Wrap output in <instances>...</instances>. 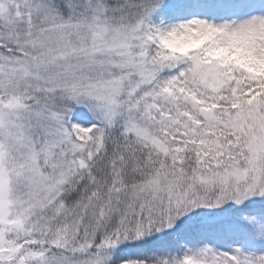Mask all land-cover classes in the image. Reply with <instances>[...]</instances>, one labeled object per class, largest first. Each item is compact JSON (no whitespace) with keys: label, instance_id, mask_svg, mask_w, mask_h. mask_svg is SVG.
I'll return each mask as SVG.
<instances>
[{"label":"snow or ice","instance_id":"snow-or-ice-1","mask_svg":"<svg viewBox=\"0 0 264 264\" xmlns=\"http://www.w3.org/2000/svg\"><path fill=\"white\" fill-rule=\"evenodd\" d=\"M0 264H264V0H0Z\"/></svg>","mask_w":264,"mask_h":264}]
</instances>
